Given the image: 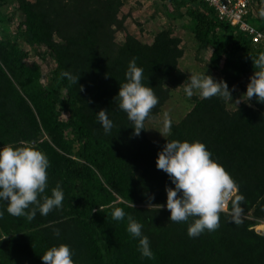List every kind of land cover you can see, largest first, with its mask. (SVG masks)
Returning <instances> with one entry per match:
<instances>
[{
  "label": "trees",
  "instance_id": "16d2710c",
  "mask_svg": "<svg viewBox=\"0 0 264 264\" xmlns=\"http://www.w3.org/2000/svg\"><path fill=\"white\" fill-rule=\"evenodd\" d=\"M169 1L177 9L186 8L196 40L213 49L209 65L230 89L245 75H253L257 69L250 57L264 51V43H253L248 34L220 20L204 1ZM6 2L0 0V146L15 144L17 136L36 143L47 135L39 146L50 162L46 192L50 195L59 183L64 200L61 209L43 216L44 227L1 241L0 264H39L40 256L60 243L73 249L76 264H169L148 224L140 221L143 210L134 205L148 204L150 196L152 204L166 203L165 188L174 185L156 168V159L173 139L204 143L236 182V195L243 194L242 213L252 211L254 217L233 222L235 195L213 232L189 238L186 223L172 222L174 242L183 244L175 259L181 264H264V235L251 229L264 219V104L253 98V106L244 104L230 113L218 97L201 99L172 126L164 142L155 144L147 138L145 124L138 136L133 134L114 97L126 82L129 61L135 59L144 69L142 83L159 99L151 110V119L156 117L171 89L186 80L179 68V38L162 31L150 42H141L126 26L129 15L122 12L123 0H18L22 19L16 37L22 46L1 36ZM256 11L248 21L264 31V0ZM120 33L122 42L117 40ZM32 56L56 63L46 85L41 65L31 62ZM65 70L80 75L77 85L61 75ZM102 109L114 122L109 134L96 119ZM70 132L73 139L67 137ZM3 206L0 211L5 212ZM115 208L143 224L153 259L140 257L138 241L126 231L127 218H112ZM54 228L60 229L59 237L53 235ZM1 229L7 232L6 226Z\"/></svg>",
  "mask_w": 264,
  "mask_h": 264
},
{
  "label": "clouds",
  "instance_id": "9594fccd",
  "mask_svg": "<svg viewBox=\"0 0 264 264\" xmlns=\"http://www.w3.org/2000/svg\"><path fill=\"white\" fill-rule=\"evenodd\" d=\"M264 15V12L261 13ZM257 69L249 77L246 92L237 97L234 102L232 93L223 79L216 80L206 72H190L189 78L180 86L187 97L198 95L209 99L218 97L229 105H239L242 101L264 104V51L255 57H250ZM73 84H78L79 76L65 70L61 74ZM144 69L132 59L125 72V80L120 85L114 100H118V108L126 113L128 121L133 125V134L138 136L144 130L145 121L151 119V110L159 103L153 88L142 83ZM84 88L81 85L80 91ZM96 119L105 134H109L114 122L109 118L108 110L96 112ZM172 120L167 113L162 121L164 137L170 133ZM47 155L31 142L22 141L3 144L0 147V204L6 212L14 217H26L29 221L35 219L37 213L47 216L54 210L63 207L64 192L59 183L48 189ZM156 168L167 174L174 187L166 186V204L153 205L148 199V207H166L170 211L169 221L186 223L189 238H196L205 231L213 232L220 226V213L227 205L237 184L225 168L212 158L207 146L199 140H167L157 154ZM243 194L236 195L232 201L233 222L239 223L243 208ZM133 206V205H132ZM4 215L0 211V217ZM112 218L117 221L127 218L126 231L138 241V252L141 258L153 259L154 252L150 239L142 231L143 224L121 208H115ZM60 229L54 228L53 235L60 236ZM74 251L64 243L53 244L41 256L43 264H76L73 259Z\"/></svg>",
  "mask_w": 264,
  "mask_h": 264
},
{
  "label": "rangeland",
  "instance_id": "374dc122",
  "mask_svg": "<svg viewBox=\"0 0 264 264\" xmlns=\"http://www.w3.org/2000/svg\"><path fill=\"white\" fill-rule=\"evenodd\" d=\"M30 1L33 2L35 0ZM123 1L122 12L129 15L126 26L141 42H150L162 31H168L171 35L180 39L183 55L179 60V68L185 73L186 80L191 75L190 72L196 71L206 72V74L211 75L216 80L221 79V74L209 65V57L211 56L213 49L210 46L201 45L196 40L191 29L193 23L186 14V8L177 9L169 0ZM18 4V0H7L5 3L3 12L6 15L7 22L1 26V36H8L12 38L13 41L17 40L21 43V39L16 37V26L22 19ZM123 38L122 33L117 36L119 42H122ZM21 45L24 46L22 43ZM31 62H36L41 65L43 74L42 80L44 85H46L53 76V71L56 65L55 61L51 58L41 60L37 58V56H32ZM249 77L250 75H245L240 84L235 86V90L232 93L233 101H230V103L234 102L237 97H240L246 92ZM180 86L171 89L170 97L162 106L160 113L145 123L146 136L155 144L159 145L164 142L171 133L170 131L165 137L162 135L163 133H160L162 132V121L164 120L165 113L169 115L172 120V126H174L180 123L187 114L191 112L198 101L203 99L198 95H193L190 98L187 97L183 88ZM244 104L253 106L252 100L242 101L237 105V108L224 101V106L230 113H235ZM63 115L66 119L68 118V112H64ZM67 137L69 139L74 138L71 132L67 133ZM22 139V136H17V142L15 144L19 145L20 142L23 141ZM43 140H48V136L42 134L40 141L36 143L33 142L32 144L42 151L39 146ZM165 204L166 203H162L160 205ZM134 206L143 210V213L139 215L140 221L145 225L148 224L151 236L165 255L167 254V256H165L166 261L169 264H181V261L176 260L175 258L179 257V252L182 249L183 244L175 243L174 239L177 238V235L176 233L172 234L169 230L172 223L169 221L170 211L167 210L166 207L160 209L158 206L149 208L148 204L145 203H137ZM241 217L254 219L252 211L242 213ZM43 222V216L39 213H37L35 219L29 221L26 217L11 216L5 210L3 217H0V242L21 234L32 233L35 229L44 227L46 224ZM262 225H264V219L257 221L251 229L259 235H264V230L259 228ZM2 226L7 227V232L1 229ZM1 256L2 247L0 246V257ZM39 264H43V261Z\"/></svg>",
  "mask_w": 264,
  "mask_h": 264
},
{
  "label": "built area",
  "instance_id": "2783aa9c",
  "mask_svg": "<svg viewBox=\"0 0 264 264\" xmlns=\"http://www.w3.org/2000/svg\"><path fill=\"white\" fill-rule=\"evenodd\" d=\"M216 9L220 20L236 26L248 34L253 43H264V31L257 29L248 21V17L257 16L256 7L260 0H201ZM238 189L234 190L223 212L229 211V205Z\"/></svg>",
  "mask_w": 264,
  "mask_h": 264
},
{
  "label": "bare ground",
  "instance_id": "6f19581e",
  "mask_svg": "<svg viewBox=\"0 0 264 264\" xmlns=\"http://www.w3.org/2000/svg\"><path fill=\"white\" fill-rule=\"evenodd\" d=\"M259 228L264 230V225L260 226Z\"/></svg>",
  "mask_w": 264,
  "mask_h": 264
}]
</instances>
